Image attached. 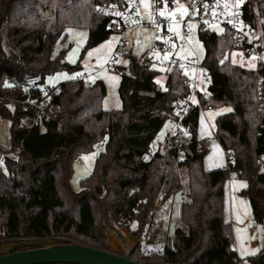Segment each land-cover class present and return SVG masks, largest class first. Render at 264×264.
<instances>
[{
  "label": "trees",
  "instance_id": "16d2710c",
  "mask_svg": "<svg viewBox=\"0 0 264 264\" xmlns=\"http://www.w3.org/2000/svg\"><path fill=\"white\" fill-rule=\"evenodd\" d=\"M174 1L153 0V7ZM51 2L0 0V115L10 121L7 150L12 153L0 164V244L44 237L112 250L106 230H113L112 225L143 240L157 205L182 190L185 176L186 199L180 209L184 227L176 228L172 243L162 250L145 249L140 241L131 258L147 264H240L232 224L224 218V187L230 170L246 179L242 193L249 198L256 224L264 226V188L258 186L264 174L257 168L264 139L257 135L263 122L257 70L229 58L237 51L232 31L217 33L199 25L208 95L200 92V102L181 119L192 140L180 158L172 138H166L162 149L154 142L165 123L177 119L176 111L190 92L187 74L176 67L162 72L143 55L120 49L122 44L115 56L122 52L127 64L114 65L121 77L119 109L105 107L102 79L85 85L69 78L60 82L39 114L44 95L39 88H26L24 79L40 75L44 82L64 68L81 70V61L65 64V49L55 54L69 28L88 30L82 53L123 31L118 21L95 11L96 0H70L56 7L52 19L43 15ZM243 12L257 27L259 17L264 18V0H247ZM261 28L264 38V21ZM162 73L163 89L157 83ZM209 105L230 108L215 120L228 165L213 170L204 168L200 155H206L207 142L198 139L200 109ZM102 142L92 174L75 190L73 164ZM245 260L264 264V249Z\"/></svg>",
  "mask_w": 264,
  "mask_h": 264
},
{
  "label": "rangeland",
  "instance_id": "374dc122",
  "mask_svg": "<svg viewBox=\"0 0 264 264\" xmlns=\"http://www.w3.org/2000/svg\"><path fill=\"white\" fill-rule=\"evenodd\" d=\"M69 1L70 0H52L50 8L45 10L43 15L49 16L52 19L56 7L64 5ZM139 3L143 15L145 18L149 19V16L151 17L152 14L153 0H139ZM161 12L162 14L169 15L173 18L181 16L185 19L189 13L188 2L184 0H175L172 5L161 8ZM262 21H264V18L259 17L258 26H261ZM199 25L200 23L197 20H190L187 23V26L191 29V33L187 36L184 35L182 24L173 22L169 25V32L177 40V43L175 44L177 57L196 55L200 62L204 59L205 48L199 37ZM70 29L72 28L68 29V35L66 38L60 40L56 44L55 54H59L61 50L65 49L64 61L66 63L74 65L78 61H81V64L90 71L94 68L97 72V78L94 80L106 79L114 75H119V73L116 72V69L109 70L107 68V64L111 62V60H114L116 64H127V58L120 55V53H117L114 57V51L116 48V45L114 47V44L118 38H123L125 40L124 51H131L137 56H144L149 53L153 56L152 61L154 67L162 72L166 70L162 60L164 61L168 56L152 47L157 37L159 38V35L149 26H135L127 29L126 33H113L105 42L106 44H103L102 47L100 46V48H97L94 51H92V49L95 47H92L87 49L84 53H82V50L86 42L83 44L81 43L82 39L80 35L73 37ZM214 30L217 33L222 32L221 27H217ZM138 39H142L143 44L138 43ZM228 55L232 62L245 68H252V64L244 61L236 50L231 51ZM71 74L72 73L66 68L58 70L53 74L47 75L43 84L56 86L58 83L69 79ZM187 74L198 81L199 91L204 95H208L209 79L206 76L204 68L194 67L188 71ZM165 78L166 76L164 73L157 77L159 87H165ZM118 98H120V96ZM109 99L113 103V93H109ZM193 99L196 103L200 102V97H197L196 95H194ZM228 110H230V108L227 106L211 109L207 106L201 107L200 109L198 139L206 140L207 142L208 151L203 157V165L206 170H213L228 165L227 154L219 144L215 133L216 117ZM171 126L172 122L167 121L165 123L155 139V147H159V144H161L160 149L164 148L166 138H170V135H167V133ZM10 143V121L0 115V164L4 161L6 156L12 155V153L7 150ZM98 152L99 149L95 148L91 153L82 155L83 162L81 164L76 162L73 164V174L70 181L75 190H80L81 180L92 174ZM247 184L246 179L239 177L236 171L230 170L229 178L224 187V218L232 224L234 240L233 249L238 253L239 257L243 259L240 264H249L245 260L246 257L264 249V226L256 224L253 218L249 198L242 193V190L247 187ZM186 187V177L184 176L182 190L172 195L163 204H159L158 208L154 211V222L150 225L148 233L142 240L145 249L162 250L166 245L172 243L176 228L184 227L180 216V209L182 201L186 199ZM106 230L109 236V228Z\"/></svg>",
  "mask_w": 264,
  "mask_h": 264
},
{
  "label": "built area",
  "instance_id": "2783aa9c",
  "mask_svg": "<svg viewBox=\"0 0 264 264\" xmlns=\"http://www.w3.org/2000/svg\"><path fill=\"white\" fill-rule=\"evenodd\" d=\"M188 2L189 13L185 19L181 16L175 18L164 15L161 8L153 7L150 19H146L140 12L139 0H122L118 3H106L96 1L95 11L101 15L109 16L113 20L118 21L123 30L135 26H149L154 29L159 38L154 41L153 48L162 54H167L168 58L162 63L166 69L176 67L181 72L187 74L192 68L202 67L199 58L196 55H185L184 57L176 56L175 44L176 38L169 32V25L177 22L183 25L184 35L191 33L187 23L190 20H197L204 28L214 30L221 27L222 31L226 28L233 33L234 43L240 57L252 64V68L257 70L256 88L260 101V109L263 113V122L261 128L257 132L259 137L264 139V38L261 26H252L244 17L243 6L247 0H184ZM215 31V30H214ZM142 43V39L137 40ZM120 55H123L120 52ZM116 63L111 60L107 67L114 69ZM71 79H79L85 85L93 83L92 74L86 71H78L70 75ZM40 75H31L24 79L26 88H39L43 93V98L38 101L39 114L44 112V106L48 103L51 95L58 90V86H49L43 84ZM187 84L190 87L188 96L183 101L179 110L176 111L177 119L173 120L169 130L170 138H172L171 147L178 150L179 157L182 158L184 151L192 140L191 133L181 123V119L188 109L195 104L193 97H199V83L195 78L187 74ZM209 109L214 108L212 105ZM104 142L97 144L95 148L99 150L103 148ZM83 158L78 157L76 163L81 164ZM257 168L260 173L264 174V150L258 157ZM264 188V182L258 184Z\"/></svg>",
  "mask_w": 264,
  "mask_h": 264
},
{
  "label": "water",
  "instance_id": "95a60500",
  "mask_svg": "<svg viewBox=\"0 0 264 264\" xmlns=\"http://www.w3.org/2000/svg\"><path fill=\"white\" fill-rule=\"evenodd\" d=\"M200 156L204 157L205 153ZM101 177L103 180V175ZM112 228L113 231L108 232L112 250L44 237L18 240L0 244V264H147L131 258L140 237L126 227L112 225Z\"/></svg>",
  "mask_w": 264,
  "mask_h": 264
},
{
  "label": "crops",
  "instance_id": "0c3cea01",
  "mask_svg": "<svg viewBox=\"0 0 264 264\" xmlns=\"http://www.w3.org/2000/svg\"><path fill=\"white\" fill-rule=\"evenodd\" d=\"M139 5H140V3H139ZM140 12H141V14L143 15V12H142V10H141V6H140ZM143 17L145 18V16L143 15ZM147 19V18H146ZM149 19H150V16H149ZM148 20V19H147ZM71 31L70 32H72V35H73V37H75L76 35H80L81 36V43L83 44V43H85V42H87V39H88V30L87 29H85V28H72V29H70ZM127 32V30H123L122 32H120V33H126ZM67 35H68V30H67ZM109 39V38H108ZM107 39V40H108ZM120 39V40H119ZM86 40V41H85ZM107 40H105V41H103V42H101L100 44H98V45H96V46H94L95 48H93L92 49V51H94V50H96L97 48H100V46L102 47L103 46V44H106L105 42L107 41ZM119 41V42H118ZM143 42V41H142ZM86 44V43H85ZM119 44H122L120 47H121V49L122 50H124V45H125V40L123 39V38H118V40L116 41V43L114 44V47H115V45H116V48H115V53H116V51H117V47H118V45ZM143 44V43H142ZM113 47V48H114ZM126 51V50H125ZM115 53H114V57H115ZM144 57L145 58H147V59H150V60H153V56H151L149 53L148 54H146V55H144ZM152 58V59H151ZM109 64V63H108ZM107 64V65H108ZM108 68V67H107ZM109 69V68H108ZM109 70H111V69H109ZM79 71H86V72H88V73H91L92 74V79H93V81H95L94 79H96L97 78V72L95 71V69L93 68V69H91V71L88 69V68H86L85 66H83L82 65V68H81V70H79ZM103 81H104V83H105V85H106V89H107V94H106V97H105V101H104V105H105V107L107 108V109H111V110H115V109H119L121 106H122V104H121V100H120V98H118L119 97V85H120V81H121V77L119 76V75H114V76H111L110 78H106V79H102ZM158 83V82H157ZM60 83H58L56 86H58ZM50 86V85H49ZM54 86V85H53ZM161 88V87H160ZM163 89V88H162ZM109 93H113V97H114V101H113V103L110 101V99H109ZM117 94H118V96H117ZM169 134V131H168V133H167V135ZM220 144V143H219Z\"/></svg>",
  "mask_w": 264,
  "mask_h": 264
},
{
  "label": "flooded vegetation",
  "instance_id": "af4514ba",
  "mask_svg": "<svg viewBox=\"0 0 264 264\" xmlns=\"http://www.w3.org/2000/svg\"><path fill=\"white\" fill-rule=\"evenodd\" d=\"M142 241V240H141Z\"/></svg>",
  "mask_w": 264,
  "mask_h": 264
}]
</instances>
